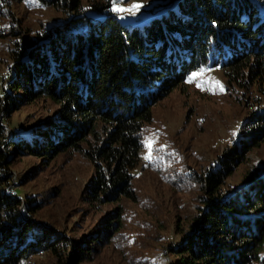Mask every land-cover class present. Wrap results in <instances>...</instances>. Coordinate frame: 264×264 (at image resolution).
<instances>
[{
    "label": "trees",
    "instance_id": "obj_1",
    "mask_svg": "<svg viewBox=\"0 0 264 264\" xmlns=\"http://www.w3.org/2000/svg\"><path fill=\"white\" fill-rule=\"evenodd\" d=\"M11 1L69 16L83 11L81 0ZM6 3L0 0V17ZM110 6L97 3L93 9L108 15ZM62 23L52 35L44 31L13 42L16 74L8 77L7 89L0 85V264H23L39 254L50 264L88 263L120 235L125 205L136 203L133 172L152 108L184 87L190 73L212 69L232 86L249 80L264 87V0H182L140 26L112 17ZM13 30L11 25L9 35ZM41 98L56 112L28 133L10 129L9 137L4 125L11 115ZM263 139L264 111L247 123L239 150L224 153L201 176L188 175L200 194L189 231L171 248L176 264H264V165L247 172L241 187L222 191L243 155ZM69 150L93 167L82 205H113L84 239H67L38 222L41 206L31 198H24L22 211L8 183L24 153L46 159Z\"/></svg>",
    "mask_w": 264,
    "mask_h": 264
},
{
    "label": "rangeland",
    "instance_id": "obj_2",
    "mask_svg": "<svg viewBox=\"0 0 264 264\" xmlns=\"http://www.w3.org/2000/svg\"><path fill=\"white\" fill-rule=\"evenodd\" d=\"M6 1L7 13L0 17V85L4 89L9 85L8 77L16 74V64L12 60L13 42H19L22 37L35 39L44 31L52 35L55 29L62 27L63 21L78 17L89 19L92 15L129 17L133 18L131 23L140 26L145 20L143 15L167 6L171 9L182 0H123L118 5L129 8L139 4V9L134 12L114 11L116 0H81L83 11L76 16L29 1ZM97 3L112 4L108 15L93 9ZM11 25L16 33L14 36H11L13 31L9 35ZM26 56L24 54L22 60ZM196 72L201 75L189 82L194 72L190 73L184 87L169 91L152 108V123L145 129L140 165L133 172L136 203L125 205L120 235L90 262L81 264L177 263L178 258L171 254V248L179 245L183 234L189 231L188 226L197 214L200 194L199 186L190 183L188 175L201 176L224 153L239 150L244 144L242 134L247 123L253 115L264 111V87L261 84L248 80L244 86H232L215 70ZM198 83L202 87H197ZM55 112L56 107L50 102L37 99L13 113L10 124L4 127L9 130V137L12 128L28 133L30 127L39 125ZM149 141L151 148L147 146ZM27 154L24 153L12 166L8 182L10 188L18 192L21 210L25 209L24 198H31L41 206L34 216L38 222L55 227L67 239H84L96 220L113 208V205H93L90 209L82 205L93 174L92 164L82 154L71 150L46 159ZM262 164L264 139L243 155L242 162L226 179L222 191L241 187L245 174ZM260 258L264 259V251ZM23 264H50V261L39 254Z\"/></svg>",
    "mask_w": 264,
    "mask_h": 264
},
{
    "label": "water",
    "instance_id": "obj_3",
    "mask_svg": "<svg viewBox=\"0 0 264 264\" xmlns=\"http://www.w3.org/2000/svg\"><path fill=\"white\" fill-rule=\"evenodd\" d=\"M169 8H170V6H167L165 8H162V9H159V10L153 12L152 14H146L147 16L145 17V20L143 21V23H141V25L148 23V21L150 19L154 18L158 13H161L162 11L167 10ZM109 17H113V16H107L105 18H101L99 16L92 15L91 17H88V18L92 22L97 23V22L102 21L103 19L106 20ZM113 18L116 19L121 25H132V26H136V24H133V23H130V22H127V21L126 22H124V21L122 22L119 17H113Z\"/></svg>",
    "mask_w": 264,
    "mask_h": 264
},
{
    "label": "snow or ice",
    "instance_id": "obj_4",
    "mask_svg": "<svg viewBox=\"0 0 264 264\" xmlns=\"http://www.w3.org/2000/svg\"><path fill=\"white\" fill-rule=\"evenodd\" d=\"M123 0H116V6H114L113 10L116 11V12H134L135 10H138L140 5L139 4H132L129 8H123V7H119L118 5L120 3H122ZM199 75H201V73L199 72H194L191 74L190 78H189V82H192L194 79H196ZM218 84V82H216ZM197 87H202V84L201 83H198L197 84ZM151 144L152 142L149 141L147 146L149 148H151ZM148 158V157H146Z\"/></svg>",
    "mask_w": 264,
    "mask_h": 264
},
{
    "label": "bare ground",
    "instance_id": "obj_5",
    "mask_svg": "<svg viewBox=\"0 0 264 264\" xmlns=\"http://www.w3.org/2000/svg\"><path fill=\"white\" fill-rule=\"evenodd\" d=\"M147 15L145 14V15H143V17H146ZM120 20L123 22H130L131 23V21L133 20V18H129V17H123V18H120Z\"/></svg>",
    "mask_w": 264,
    "mask_h": 264
}]
</instances>
